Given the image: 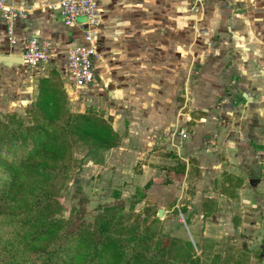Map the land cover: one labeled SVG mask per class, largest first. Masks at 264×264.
I'll return each instance as SVG.
<instances>
[{"label":"rangeland","instance_id":"rangeland-1","mask_svg":"<svg viewBox=\"0 0 264 264\" xmlns=\"http://www.w3.org/2000/svg\"><path fill=\"white\" fill-rule=\"evenodd\" d=\"M54 1L11 0L27 12L48 10ZM241 1V8L230 0L232 6L218 10L223 6L208 0H177L169 14L163 1L160 18L144 10L128 34L101 42V51L96 45V54L102 52L95 62L99 76L86 91L69 87L68 75L61 78L50 68L38 76L34 68L15 66L2 79L6 68L0 66V121L7 126L16 124L10 116L23 125L41 119L35 114L33 120L31 109L39 80L53 72L65 109L89 111L118 137L116 147L94 160L85 157L83 145L70 141L75 164L57 196L64 217L81 206L91 223L98 207L119 204L124 229L150 236L149 248L166 246L157 264H264V83L262 92L252 90L254 102L238 103L233 93L224 104L213 79L222 65L217 56L223 51L225 15L244 13L236 16L240 22L246 13L264 19V0ZM174 7L188 8L189 16ZM202 53L208 58L202 60ZM31 84L33 93H26ZM199 91L203 113L189 107ZM129 243L130 253H140Z\"/></svg>","mask_w":264,"mask_h":264},{"label":"trees","instance_id":"trees-1","mask_svg":"<svg viewBox=\"0 0 264 264\" xmlns=\"http://www.w3.org/2000/svg\"><path fill=\"white\" fill-rule=\"evenodd\" d=\"M56 77L51 72L38 82L31 115L41 119L23 125L10 116L13 127L0 121V264H145L143 257L157 264L166 246L149 248L150 236L124 229L119 204L98 207L91 223L81 206L71 207L64 217L57 196L75 164L70 141L83 145L85 157L94 160L116 147L118 137L89 111L65 109ZM128 242L140 253H130ZM186 247L191 250L189 242Z\"/></svg>","mask_w":264,"mask_h":264},{"label":"crops","instance_id":"crops-1","mask_svg":"<svg viewBox=\"0 0 264 264\" xmlns=\"http://www.w3.org/2000/svg\"><path fill=\"white\" fill-rule=\"evenodd\" d=\"M176 1L98 0L100 12L99 31L96 45H98L99 50L101 51L103 47H101V42L102 44H105L109 40H116L118 37L124 35V33L128 34L129 30L133 26L132 22L139 21L144 10H148V12L151 10L150 15H155V17L160 18L158 15V12L160 13V11L157 12V8L162 2L166 5V8L163 7V11L166 10V13L169 14L171 12L170 7L177 5ZM185 1L187 4L188 0ZM208 1L215 2L223 6L222 8L218 7V10L232 6L230 5V0ZM234 1L238 2V8L243 6L241 5V0ZM245 7L247 10L249 8L252 12L257 11L256 5L249 6L246 4ZM175 10L184 11V17L189 16L188 8H175ZM246 14L249 16L242 22L236 19V16L241 17L244 13H233L230 18L228 14H226L224 24L220 28L221 31L224 32L223 35H221L222 39L219 41L221 42L220 48H222L223 51H221L222 53L220 56H217V60L222 65H220L221 69L217 71L216 77L213 79L215 80V85L218 87L217 94H221L224 97V104L228 101L227 99L229 97H227V95L229 94L238 93L239 96H237L238 99H236L238 100V103L249 104L254 102V98L251 96L254 95L253 92H257L252 91L254 88L255 90H259V92H262L261 85L264 83V19H259V17L256 19V17L255 19L253 18V20L250 18V13ZM254 15L258 16L259 14L255 12ZM81 21V19H78V23ZM67 32H70L71 35L69 36ZM12 37L13 44H9L5 35L4 25L0 22V55L20 57L25 48L27 39L30 37H36L37 39L45 41L49 44L51 57L46 64L39 65L35 68L36 72L34 74L40 76L46 68H50L57 72L62 78L64 75H68L65 65V54L72 46L81 41V31L77 26L71 28L64 27L57 10L31 8L28 12H26L24 20H16L13 24ZM229 44H233L231 49H226L225 46H229ZM99 50L97 51L98 54L96 60L99 59V55L102 53ZM206 56V54L202 53L200 58L204 60L205 58H208ZM96 60L94 61V70L96 78L98 79L99 75L96 69ZM20 66L25 67L23 64ZM9 68L12 67H8L4 69V71L1 70L3 73L1 77L2 79L4 76L6 77L8 73L15 70L11 69V71L7 72L6 70ZM199 78H202V81L206 80V76H204V74H201ZM199 83H197L195 87L203 86ZM69 87H71V84ZM33 91V84H31L30 87L25 88L26 93H33ZM201 95L202 92H200L197 96L195 95L196 98L193 97L194 95H191L189 107L203 113V111H205L204 107L206 106V103L201 100ZM201 113H199V115H201ZM200 119H202V115L199 117V120ZM200 121H204V119ZM196 126L194 128H197Z\"/></svg>","mask_w":264,"mask_h":264},{"label":"built area","instance_id":"built-area-1","mask_svg":"<svg viewBox=\"0 0 264 264\" xmlns=\"http://www.w3.org/2000/svg\"><path fill=\"white\" fill-rule=\"evenodd\" d=\"M57 10L64 27L77 26L81 31V41L65 54V65L69 81L74 89L86 91L96 83L94 61L97 58L96 42L99 29L98 0H56L48 8ZM26 10L13 6L11 0H0V22L4 25L9 44H13V24L24 20ZM78 19L82 21L78 23ZM51 57L49 44L36 37L27 39L20 58L28 68L46 64Z\"/></svg>","mask_w":264,"mask_h":264},{"label":"water","instance_id":"water-1","mask_svg":"<svg viewBox=\"0 0 264 264\" xmlns=\"http://www.w3.org/2000/svg\"><path fill=\"white\" fill-rule=\"evenodd\" d=\"M59 12V11H57ZM22 65V61L20 57L12 56V55H0V66L3 68L14 67ZM157 218L162 217V210H158L156 214Z\"/></svg>","mask_w":264,"mask_h":264},{"label":"bare ground","instance_id":"bare-ground-1","mask_svg":"<svg viewBox=\"0 0 264 264\" xmlns=\"http://www.w3.org/2000/svg\"><path fill=\"white\" fill-rule=\"evenodd\" d=\"M114 95H115V96H119V92L115 93Z\"/></svg>","mask_w":264,"mask_h":264}]
</instances>
